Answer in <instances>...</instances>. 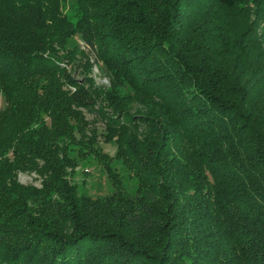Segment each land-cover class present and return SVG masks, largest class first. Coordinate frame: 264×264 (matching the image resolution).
Masks as SVG:
<instances>
[{"label": "trees", "instance_id": "trees-1", "mask_svg": "<svg viewBox=\"0 0 264 264\" xmlns=\"http://www.w3.org/2000/svg\"><path fill=\"white\" fill-rule=\"evenodd\" d=\"M252 1L0 0V264H264V91L208 16Z\"/></svg>", "mask_w": 264, "mask_h": 264}, {"label": "rangeland", "instance_id": "rangeland-1", "mask_svg": "<svg viewBox=\"0 0 264 264\" xmlns=\"http://www.w3.org/2000/svg\"><path fill=\"white\" fill-rule=\"evenodd\" d=\"M263 6L264 0H253L232 9H217L208 14L215 23L227 26L224 27L229 32L228 38H232L231 36L234 35L235 62L246 71L245 77L249 80L246 92L248 91L250 95H254L260 88H263L264 91V13L260 10ZM251 41H254L255 45L253 47L246 46ZM238 46L242 49L238 48L239 50H237ZM226 50L230 54L232 49L229 47ZM73 59L75 63L74 66H69V73L77 81L81 82L85 76L94 78L95 81L103 80L98 76L97 68L89 60L78 55H75ZM2 104L0 95V108ZM100 145L103 151L112 154L113 145L101 142ZM34 177V173H19L17 181L23 184H37L38 181L34 180ZM73 179L78 188L91 197L103 195L108 190L101 168L92 160L80 162L74 168Z\"/></svg>", "mask_w": 264, "mask_h": 264}]
</instances>
